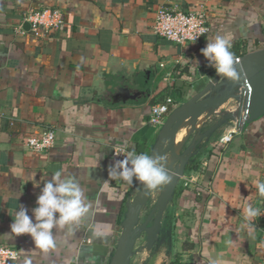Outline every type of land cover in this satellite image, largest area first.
I'll use <instances>...</instances> for the list:
<instances>
[{
	"label": "crops",
	"instance_id": "1",
	"mask_svg": "<svg viewBox=\"0 0 264 264\" xmlns=\"http://www.w3.org/2000/svg\"><path fill=\"white\" fill-rule=\"evenodd\" d=\"M159 8L204 13L208 34L184 45L157 36ZM30 10H57L64 25L43 39L20 34ZM263 46L264 0H0V244L18 250L14 264H111L157 141L150 107L166 97L185 103L225 56ZM194 124L183 122V133ZM230 124L190 154L155 240L173 231L177 251L166 261L188 242L183 257L194 264H261L264 116L222 151ZM45 129L54 147L28 149L25 136ZM163 186L156 178L148 205Z\"/></svg>",
	"mask_w": 264,
	"mask_h": 264
},
{
	"label": "water",
	"instance_id": "2",
	"mask_svg": "<svg viewBox=\"0 0 264 264\" xmlns=\"http://www.w3.org/2000/svg\"><path fill=\"white\" fill-rule=\"evenodd\" d=\"M25 27L28 29L29 26L25 25ZM245 90L244 121L241 123V132L246 125L264 116V46L242 55L238 63L232 61L225 65L201 92L174 108L168 115L158 132L151 154L142 164L135 190H133L136 191V195L129 202L125 213L122 222L123 230L111 264H130L134 246L142 234L146 236L147 245L150 247L153 245L161 228L163 213L167 204L174 198L176 185L188 164L190 154L201 140L209 137L228 121H236L232 111L236 107L242 109V94ZM230 100L235 103L230 113L221 114L220 118L199 134L197 141L186 146L181 154L175 152L176 134L182 122L190 120L193 116H201L218 109ZM167 155H170L172 159L170 178L161 168ZM176 161L180 164H175ZM156 178H161L164 186L152 208L142 220L141 212L151 201V192Z\"/></svg>",
	"mask_w": 264,
	"mask_h": 264
},
{
	"label": "built area",
	"instance_id": "3",
	"mask_svg": "<svg viewBox=\"0 0 264 264\" xmlns=\"http://www.w3.org/2000/svg\"><path fill=\"white\" fill-rule=\"evenodd\" d=\"M25 25L29 26L28 29L24 28ZM63 25V15L57 10H30L24 14L17 31L34 39H43ZM152 30L157 36L172 43L184 45L186 43L201 41L208 34L209 27L204 13L159 8L155 13ZM232 61L238 63L239 57L233 58L228 55L224 57V65ZM242 95V117L236 118V121L231 122L228 129L218 138V145L222 151L227 149L228 145L233 141L234 136L241 133V123L244 121L243 112L246 90ZM175 107V102L170 97H166L162 101L153 104L150 107L148 124L160 130L166 118ZM24 143L28 149L34 152H44L54 147L55 133L52 130L45 129L37 134H29L25 136ZM115 155L120 158L128 156L124 149L115 150ZM192 184L193 180L188 179L185 180L183 186L185 188H192ZM260 241L263 252L261 264H264V223L260 229ZM18 258L19 253L15 247L0 244V264H14Z\"/></svg>",
	"mask_w": 264,
	"mask_h": 264
},
{
	"label": "rangeland",
	"instance_id": "4",
	"mask_svg": "<svg viewBox=\"0 0 264 264\" xmlns=\"http://www.w3.org/2000/svg\"><path fill=\"white\" fill-rule=\"evenodd\" d=\"M231 108L232 107L226 108L228 110L227 113H230L232 111ZM236 109H239V108L238 107L234 108V110H236ZM213 111H215V110H213ZM221 114H225V113H218L215 116L213 115V116H208L204 119L202 118V121H200V123L198 125L199 129L196 130L194 134H193V132L195 129L188 131L186 133H183L184 129H182V126H181V128L179 129V132H177V134L178 135L181 134V140H180L181 146L183 144L184 145L181 148V150H179L178 154H181L182 150L186 146H188L191 143H193L194 141H196L198 139L199 134L203 133L205 131V129H207V127H209V125L211 123H214V121H217L220 118ZM214 117H216V118H214ZM192 134H193V136L190 139H188ZM176 163L180 164L177 161H176ZM152 206L147 205L143 209V212L141 214L142 220L145 218L147 212H149V210L152 208ZM175 245H176V239H175V235H174L173 231L171 230V228L167 231L166 230L163 231V233L160 235L159 240L157 242L154 241V243L151 247L147 245L145 234H142L141 236H139L138 240L136 241V244H135L134 249H133V254L131 257L130 264H161L162 262H169L172 260V258L167 259V261H166V258L169 257L171 255V253H176L177 246H175Z\"/></svg>",
	"mask_w": 264,
	"mask_h": 264
},
{
	"label": "bare ground",
	"instance_id": "5",
	"mask_svg": "<svg viewBox=\"0 0 264 264\" xmlns=\"http://www.w3.org/2000/svg\"><path fill=\"white\" fill-rule=\"evenodd\" d=\"M216 113H217L216 111L211 110V111H209L208 113H206L204 116H202L201 118H200V116H193L191 119L194 121L195 124H194L189 130H187L186 132L191 131V130H194L195 128H197L198 125H199V123H200V121H202V118L204 119V118H206V117H208V116L215 115ZM233 113H234V115H235L236 118H241V117H242V111H241V109H236V110L233 111ZM217 114H218V113H217ZM198 118H200V120H198ZM182 124H183V123H181L179 129L181 128ZM179 129H178V130H179ZM186 132H185V133H186ZM180 140H181V136L176 137V139H175V144H174V150H175V152L181 147V142H180ZM177 152H178V151H177ZM177 152H176V153H177ZM171 162H172L171 159L168 158V159L165 160V162H164V164H163V166H162V170H163V172H164L169 178H170V176H171V174H170V164H171Z\"/></svg>",
	"mask_w": 264,
	"mask_h": 264
},
{
	"label": "trees",
	"instance_id": "6",
	"mask_svg": "<svg viewBox=\"0 0 264 264\" xmlns=\"http://www.w3.org/2000/svg\"><path fill=\"white\" fill-rule=\"evenodd\" d=\"M192 249V246L188 242H184L181 247V252L174 255L173 259L169 262H162L161 264H194L192 257L189 255L184 258L187 252Z\"/></svg>",
	"mask_w": 264,
	"mask_h": 264
}]
</instances>
